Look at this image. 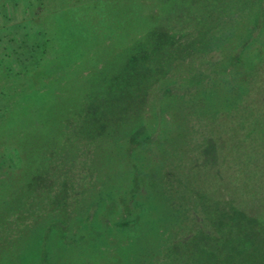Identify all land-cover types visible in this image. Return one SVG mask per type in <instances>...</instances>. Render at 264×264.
I'll return each instance as SVG.
<instances>
[{"label": "trees", "instance_id": "trees-1", "mask_svg": "<svg viewBox=\"0 0 264 264\" xmlns=\"http://www.w3.org/2000/svg\"><path fill=\"white\" fill-rule=\"evenodd\" d=\"M57 1L59 5L55 9L66 8L63 10L66 11L70 10V5L79 3L78 1L92 0H78L70 4L66 0ZM37 2L40 5L43 3L42 0ZM85 8L89 9V6L86 5ZM108 11L101 14V19L77 15L74 20L69 18L70 22H64V17H57V13H46L39 18H32L30 21H35L37 28L30 27L31 38H40L46 43V46L39 43V47L43 46V49L32 54L36 59L35 70H30L26 64L22 66L23 72L10 68L9 63H18L22 54L15 46L11 47V52L7 55L4 54L10 60L7 63L0 61V99L5 100L11 107L4 109L8 112V120L0 124V264H264V211L250 214L249 207L237 194V186L231 187L230 182L234 184L232 179L227 181L228 177L222 183L218 181L215 173L209 172L210 168L205 167V164L194 167L195 159L188 155L190 151L185 150L183 145L174 146L167 137L176 130L172 123L176 119L185 136L191 135L187 124L191 120L204 124L206 114L209 113V109L203 110V106L209 101L204 99L205 96L212 97L214 108L216 104L223 105L225 97L230 99L238 95L240 75L239 72H232L231 65L243 63L248 67L252 60L253 63L264 60V23L259 28L260 36L253 43L255 19L247 21L248 32L242 42L243 50L248 48L245 55H223L221 43L204 51L207 41L204 40L193 49L190 46V52L181 56L182 59L187 56L186 61H174L178 66L175 71L159 74V79H169L175 83L191 81L189 86L192 89L172 92L170 87H165L156 88L158 92H146V81H151L155 76L149 68L146 74L140 73L136 76V70L128 77L130 82L126 88L120 90V96L112 95L114 105L111 106L114 107L115 103L125 105L128 100L126 97H132L134 104L139 106L138 116L131 133L129 131V135H124L122 141L126 142L125 146H118L124 153L121 154L122 158H117L121 161L119 166L110 172L106 168H97L103 179L111 173V180L107 179L108 182L101 186V192L97 196L87 195L84 199L81 198L83 188H86L83 184L84 178L89 173L85 168H78L72 161L63 164V159L55 163L51 160L54 164H50L48 160L52 146H45V138L37 139L38 144L29 146L27 139L30 138V132L37 135L65 130L94 136L105 131L107 126L104 118L108 117L109 108L97 111L93 100L77 106L74 111L64 110L68 117L73 116L76 119L65 122L63 111H59L62 116L56 121L48 117L44 120L36 119L34 115L31 119L21 117L18 122L19 117L14 114H22L33 105L40 111L48 98L58 95L55 94L54 86L70 78L76 69L82 66H100H89L86 63L93 54L86 45L90 38L98 37L96 33L103 27V22H109L111 12ZM255 16L263 18L264 10H257ZM21 27L29 28L27 24ZM9 30L12 31L13 28ZM186 34L188 35L187 32ZM189 36L190 34L186 37ZM186 37L184 40L188 42ZM168 44L173 49L174 44ZM34 46L32 44L29 50H34ZM47 46L49 50H58L54 64H49L45 57ZM163 46V43H158L154 47L164 50ZM4 47L9 46L5 44ZM185 48L187 49L186 45ZM212 49L220 52V58L206 72L200 69L204 61L197 62V59L199 54H209ZM29 50H23L26 55L24 61L30 58ZM164 51L169 53L167 58L176 54L166 49ZM60 59H63V78ZM220 60H230L232 63L222 66L221 72L218 65ZM90 76L92 77L91 74ZM82 77L86 78L84 75ZM211 88L216 90L208 93ZM219 88H225V92L222 93ZM150 99L155 102L153 107L152 104H146ZM167 103L172 117L162 120L159 115L162 116L168 108L164 106ZM145 106L150 107L148 116L145 115ZM224 106L221 107L226 109ZM216 110L212 113L218 115ZM148 118L157 120L158 132L162 130V136L157 132L152 141L154 146L160 142L164 148L155 147L153 154H148L138 144L140 136L146 132L141 127L148 122ZM210 125L213 127L219 123L211 121ZM187 128L188 131H185ZM5 132H9L7 135L12 137L13 149L21 159L19 165L16 164L17 168L9 174L2 170L12 168L16 157L14 155L5 158ZM205 139L202 140L204 144ZM54 149L61 153L58 148ZM42 150L45 155L40 152ZM33 154L41 157L37 158L39 156ZM170 159L173 162L178 160L180 169L172 168L173 162L167 164ZM190 162L192 164L188 169L181 166L182 163ZM250 164L254 163L247 162L243 167L246 165L247 168ZM237 170L238 168L233 173H238ZM14 173L17 177L15 180L21 179V183L24 178H32L28 179L29 184L19 186L20 189L28 190L29 194L26 192L16 197L10 193L16 190L1 187V182H7L6 178L12 177ZM121 173L129 175V182L122 186L118 183ZM223 189L227 192V198L220 191ZM261 200L259 201L264 202V199Z\"/></svg>", "mask_w": 264, "mask_h": 264}, {"label": "rangeland", "instance_id": "rangeland-1", "mask_svg": "<svg viewBox=\"0 0 264 264\" xmlns=\"http://www.w3.org/2000/svg\"><path fill=\"white\" fill-rule=\"evenodd\" d=\"M42 1L43 3L40 5L37 0H0V61L7 63L10 60L4 54L7 55L8 52H11L12 46L17 47V51L22 53L20 55L21 63L20 61L9 63L10 68H13V70L23 72L21 71L23 64H26L30 70H35L34 60L36 59L33 58V55L42 50L43 46H46L42 39L36 38L33 40L31 38L30 27L37 28L36 22L32 23L30 21L32 18H39L46 13H57L59 14L56 15L57 17H64V22H70L69 18L74 20L75 17H78L77 15L83 18L92 16L101 19L102 13L108 10L111 12V17L108 16L109 22H103V27L96 33L98 37L90 38L92 36H89L90 39L86 45L93 53L92 58L86 63H89V66H100L96 68L79 67L76 70L80 75L76 71L69 76L70 78L65 81L61 80L60 84L54 86L56 89L55 94L58 95L55 98L54 96L48 98V101L42 104L40 111H37L33 105L32 108L29 107L22 114L16 112L14 114L15 117H19L18 122H20L21 117L31 119L34 115L36 119L44 120L48 117L52 121H56L62 116L59 111H63V122H65L70 119L74 120L75 117H68L64 110L74 111L77 106L91 100L95 102L97 111L98 109L109 108L107 110L108 117L106 116L107 118L103 119L107 127L105 131L98 135L84 136L82 133L78 134L77 132L63 130L59 133H38L41 136L30 132V140L27 139L30 143L29 146L31 144L35 146V144H38L37 139L45 138V146L49 147V144L50 147L52 146L49 153L50 160H48L50 164H52L51 160L55 163V161L60 162L63 159V164L72 161L73 165L78 168H85L89 172H85L88 174H86L87 176H85L83 182L86 188H83L82 199L87 195L97 196L101 192V186L111 180V173H108L103 179L98 169L106 168L110 172L121 163L117 158H122L121 154H124L120 148H123L126 142L122 140H124V135H129L127 133L129 131L131 133L133 130L132 127L135 119H137L139 106L134 104L135 101L132 97L127 96L126 106L115 103L116 105L113 107L111 106L114 105L111 97L114 94L120 96V90L126 88L128 82H130L128 81L129 76L134 74L136 70H138L136 76H139L140 73L146 74V71L152 69L155 76L151 81H146L144 85V87L147 86L146 92L151 90L158 92L157 89H164L165 87H170L172 92H184L192 89L193 87L189 86L192 84L191 81L183 84L175 83L173 80L159 79V74L162 72L170 74L175 71L178 66L174 61L185 60L187 56L183 59L181 56L185 55L186 52H190V46L193 49L204 40H207L204 44V51L212 48L215 44L221 43V53L223 55H245L248 48L244 51L242 42L245 33L248 32L247 21L255 19L256 27L252 33L254 34L253 43L260 36L258 34L260 33L259 28L264 23L262 22L264 17L257 18L255 16L257 10H264V0H92L88 2L66 0L69 4L79 2L70 5V10L66 11H63L66 8L63 10L61 8L60 10L55 9L59 5L57 0ZM86 5L89 6V9L85 8ZM61 23L63 25V22ZM24 24H27L29 28L24 29L21 27ZM11 28H13L12 31L9 30ZM14 30H17V33H14ZM186 32L188 35L190 34L189 37H186L188 36ZM262 35L264 36V32ZM184 37L188 39V42L184 40ZM39 43H42L43 46L39 47ZM158 43L164 44V50L176 54L167 58L166 56H169V53L162 50V48L155 49L154 46ZM168 43L174 44L173 49ZM5 44H8L9 47H4ZM32 44L35 45L34 50L30 51ZM47 49L45 57L49 64H54L58 50L57 48L49 50L48 46ZM254 49L255 46L252 50ZM23 50L25 52L29 50L30 58L28 61H24L26 55L23 54ZM219 53L216 49H212L209 54H199L197 62L204 61L200 69L208 72L212 68L213 62L220 58ZM228 62L231 61L220 60L218 65L221 72L223 70L222 66H225ZM59 63L63 78V59H60ZM249 65L248 67L243 63L231 65L232 72H239L240 75L237 84L239 91L238 95L230 99L225 97L223 105L226 109L221 107L222 104L220 106L216 104L213 108L212 106L215 104L211 99L212 97L205 96L204 99L209 101H205L207 107L204 105L203 110L209 109V113L206 114L207 119L205 117L204 124H197L193 122L194 120H191L192 122L187 123L190 127L189 135H191L185 136V132L180 130L178 119H176L172 122L176 130L168 134L167 137L171 139V144H175L174 146L183 145L185 150L190 151L188 155L195 159L193 166L205 164L204 166L210 168L209 172L215 173L220 182L224 179L227 180L228 177L227 181L232 179L231 181L235 185L230 182L231 187L235 188L237 186L239 190L237 194L249 207V213L255 215L264 211V202H260L261 199H264V60H257L254 63L252 60ZM82 68L83 71H81ZM81 74L86 78H83ZM155 78L156 81H153ZM157 79H159L158 82ZM141 85L143 86V84ZM213 90H216V88L209 89L208 93H212ZM219 90L222 93L225 92V88H219ZM146 104L150 106L152 104L153 107L155 102L150 99ZM8 106L10 109V105L5 100L0 99V124L6 123L8 120V112L4 110ZM164 106L168 108L162 113V116L159 115L160 119H171L169 103ZM149 108V106H145V115L147 116L150 115ZM214 109H217L218 115L212 113ZM147 121L141 127L146 132L140 136L138 144L145 152L153 154L155 153V147L161 149L164 147L160 142H157L155 146L153 145L152 140L158 132L157 120L148 118ZM211 121H217L219 125L211 127ZM185 131H188V128ZM8 133L5 132L3 135L5 158L15 155L16 161L12 168H6L8 171L2 170L6 174L13 173L12 171L17 168L16 164L19 165L21 160L18 152L15 153L13 149V139L7 135ZM161 133L162 130H159L158 134ZM203 138H206L205 144L202 143ZM206 142L210 143L206 144ZM199 144L201 145L198 146ZM54 148H58L61 153H57ZM33 150L36 152L35 148ZM40 152L43 154V150ZM229 152H231L230 155H227ZM33 155L39 156L38 154ZM172 160L170 159L167 164L173 162ZM247 162L254 164L248 165L247 168L246 165L243 167ZM171 164H173L172 168L180 169L178 160ZM191 164V162L182 163L181 166L188 169ZM174 165L177 166L174 167ZM237 168L238 173H233ZM232 175L236 177H232ZM121 176L118 183L122 186L129 182V175L121 173ZM15 178H17L15 173L12 174V177H7V182L5 180L1 182V187L16 190L10 192L16 197H20L26 192L29 194L28 190L20 189L19 186L29 184L28 179L31 180L32 178H24L22 183L21 179L15 180ZM201 178L204 179L205 176H201ZM106 191L104 192L106 193ZM220 191L224 198H227V192L224 189Z\"/></svg>", "mask_w": 264, "mask_h": 264}]
</instances>
